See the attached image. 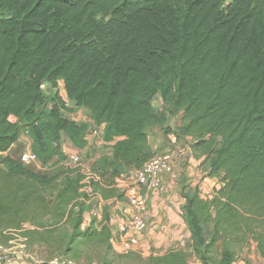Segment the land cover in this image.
Segmentation results:
<instances>
[{
  "label": "trees",
  "instance_id": "obj_1",
  "mask_svg": "<svg viewBox=\"0 0 264 264\" xmlns=\"http://www.w3.org/2000/svg\"><path fill=\"white\" fill-rule=\"evenodd\" d=\"M60 81L112 151L92 169L95 194L120 198L116 180L155 155L147 130L167 123L153 107L160 96L181 118L175 138L191 139L222 184L209 199L197 189L183 194L193 256L232 264L248 236L264 251V0H0L2 245L26 226L34 228L28 241L49 244L70 223V244L111 246L108 214L100 228H83L91 200L80 172L39 175L4 155L23 129L43 167L61 153L63 136L86 146L89 126L65 119L53 93ZM188 260L181 250L150 258Z\"/></svg>",
  "mask_w": 264,
  "mask_h": 264
},
{
  "label": "rangeland",
  "instance_id": "obj_2",
  "mask_svg": "<svg viewBox=\"0 0 264 264\" xmlns=\"http://www.w3.org/2000/svg\"><path fill=\"white\" fill-rule=\"evenodd\" d=\"M44 93H49L48 87ZM53 93L58 95L63 103L66 104L67 110L63 111L65 119L77 125H85L86 123L89 126L84 137L86 146L89 148H86L87 150H84L85 147L82 149L76 148L67 137L63 136L61 153L49 165L45 166L42 172L50 176L63 173L62 178L66 172V168L67 170H72L69 168L67 155L71 153L77 154L76 152H80V156L83 158L85 164L84 166L93 169L98 161L104 157L111 156L112 151L105 147L102 137L96 134L97 129L89 120L88 113L75 106L68 99L63 81L59 82L58 87L53 90ZM153 107L156 111L163 110L166 112L167 123L164 127L154 126L147 130L151 148L155 154H161L166 151L173 152L175 160L172 171L164 176L161 188L149 193L143 191L142 195L147 194L149 209L152 215H154L153 218L151 216L149 224L154 220H160L164 224L174 218L173 220L181 222L182 228L176 230L175 232L177 233H172L171 235L169 233L165 234L160 229L155 230L154 238L150 237L149 241L146 240L148 242L146 244L144 243V239H147L144 237L147 235V233H144L145 231L137 235L133 230L121 233L123 222L126 224V219L123 218L122 212L127 205V199L117 189V195H123L117 199L113 198V202L111 199L108 201L104 200L107 203H103L102 205L98 198L91 200L89 205L91 211L86 213L83 226V228H86L93 224L94 221V225L100 228L102 222L105 220V216L107 214L111 216L110 230L113 236L110 243L111 246L82 245L79 242L70 244V238L73 233L72 225L70 223L60 224L49 244L32 243L30 251L39 261V263L32 264H47L56 256L69 257L74 259L78 264H151L150 258L163 257L179 250L185 251L188 254V264H198L195 256L192 254L191 233L185 218L186 211L184 208L187 202L184 195L187 193L193 194L197 189L201 198L209 199L214 196L217 188L219 189L222 184L217 179L209 177L206 159L192 151L189 144L191 139H188V141L181 140L180 142H178V139L174 142L170 141L169 138L173 137L176 139V128L181 123L180 116L172 113L171 105H167L158 96L153 101ZM12 120L15 121L14 119ZM166 131L170 133L169 136H167ZM27 149L33 150L32 139L29 137L26 129H23L20 143L12 154L15 158L19 159V155ZM25 167L28 166L25 165ZM72 171L76 173V170ZM164 183L166 184L164 185ZM135 235L138 240L137 244L126 248L127 240ZM256 242L252 236H248L246 242L234 248L238 261L245 264H264V251L258 248V242ZM217 250L220 251V245L217 247Z\"/></svg>",
  "mask_w": 264,
  "mask_h": 264
},
{
  "label": "built area",
  "instance_id": "obj_3",
  "mask_svg": "<svg viewBox=\"0 0 264 264\" xmlns=\"http://www.w3.org/2000/svg\"><path fill=\"white\" fill-rule=\"evenodd\" d=\"M47 85H42V90L47 89ZM66 105V104H65ZM91 123L96 127V134L100 135L103 139L104 132L98 128L91 119ZM86 124V123H85ZM88 146H85L84 150H87ZM71 153L67 155V161L69 168L80 172L84 179L82 181L83 188L81 191L85 193L90 200L100 198L91 187L92 182H99L100 177L90 168L84 166L83 158L80 156V152ZM175 160V154L170 151L163 152L161 154H155L149 161H147L143 167L139 170L131 172L128 175H123L116 180L115 187L119 189L127 199V205L122 212L123 218L126 219V224L123 222L121 227V233L133 230L135 234L144 232L151 219V212L148 205L147 194L142 195V192L147 193L157 191L161 188L164 176L172 171ZM38 158L34 154L32 149H27L20 156L19 162L22 165H30L38 162ZM67 170V168H66ZM14 233V232H12ZM131 237L127 240L125 245L129 248L131 245L137 244V237ZM19 260H25L32 263H39V261L30 254L27 250V239H22V242L17 245L10 242L8 245L0 244V262L4 264H15ZM47 264H78L73 259L66 256H56L52 258Z\"/></svg>",
  "mask_w": 264,
  "mask_h": 264
},
{
  "label": "crops",
  "instance_id": "obj_4",
  "mask_svg": "<svg viewBox=\"0 0 264 264\" xmlns=\"http://www.w3.org/2000/svg\"><path fill=\"white\" fill-rule=\"evenodd\" d=\"M170 139V141L172 140V142H174L175 140H177V139H174L173 137L172 138H169ZM174 139V140H173ZM166 140H167V137H166ZM168 141V140H167ZM19 143H20V139L18 140V142L7 152V153H5L4 155L5 156H7V155H9V156H12V157H14V155L12 154V152L14 151V149H16L17 148V146L19 145ZM33 144V143H32ZM21 156V154L19 155V157ZM15 158V157H14ZM15 159H17V158H15ZM17 160H20V158L19 159H17ZM30 171H32L33 173H35V174H39V175H46L44 172H42L43 171V169H44V167H43V165L41 164V162L39 161V162H35V163H32V164H30V165H28V167H27ZM168 180V179H167ZM166 182V181H165ZM168 183V182H167ZM166 183H164V185H165ZM220 188V187H219ZM218 189V188H217ZM100 199V202H101V204L103 205V203L105 204V203H107V202H104V200H102V198H99ZM113 199H111V201H112ZM113 202V201H112ZM123 207V206H122ZM151 212V211H150ZM156 212V211H155ZM151 216H152V218H153V216L154 215H152V212H151ZM174 218H172L171 220H170V222H167V223H162L160 220H154V221H151V223L148 225V228H147V230H145V234L147 233V235L146 236H144L145 238H147V239H144L145 240V244L146 243H148L147 241H149V239H150V237L151 238H154V231L155 230H162L165 234H172V233H177V232H175L176 230H179V229H181L182 228V226L180 225L181 224V222L180 221H175V220H173ZM183 225V224H182ZM183 226H185V225H183ZM27 229H31V230H33L34 228H31V227H29V226H26V228L25 229H23V230H21V231H17V232H14V233H11V234H8L12 239L8 242V244L10 243V242H13V243H15V244H17V245H19L21 242H22V239H27V238H25L24 237V233H25V231L27 230ZM147 240V241H146ZM5 245H7L6 243H5ZM31 245H32V242H30V241H28L27 240V250H28V252L30 253V254H33L31 251H30V248H31ZM144 246V245H143ZM197 260V259H196ZM196 262H198V264H202L200 261H196ZM0 264H2L1 262H0ZM15 264H32V262H29V261H25V260H19V262H17V263H15ZM232 264H245L244 262H241V261H238V257L236 258V261L235 262H233Z\"/></svg>",
  "mask_w": 264,
  "mask_h": 264
}]
</instances>
